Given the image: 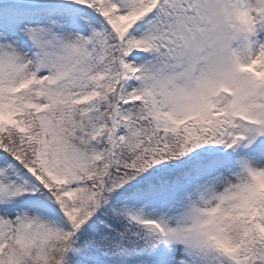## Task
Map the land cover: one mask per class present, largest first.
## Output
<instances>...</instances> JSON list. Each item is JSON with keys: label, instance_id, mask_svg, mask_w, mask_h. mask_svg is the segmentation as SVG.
<instances>
[{"label": "snow or ice", "instance_id": "1", "mask_svg": "<svg viewBox=\"0 0 264 264\" xmlns=\"http://www.w3.org/2000/svg\"><path fill=\"white\" fill-rule=\"evenodd\" d=\"M0 264H264V0H0Z\"/></svg>", "mask_w": 264, "mask_h": 264}]
</instances>
